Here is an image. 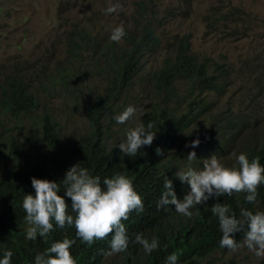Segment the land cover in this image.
<instances>
[{
  "label": "trees",
  "instance_id": "obj_1",
  "mask_svg": "<svg viewBox=\"0 0 264 264\" xmlns=\"http://www.w3.org/2000/svg\"><path fill=\"white\" fill-rule=\"evenodd\" d=\"M150 1H136L137 18L144 23L134 30L124 28L122 44L114 41L100 42L95 38L90 39V34L85 30H73V36L69 35L66 39L63 65L57 64L56 72L48 85L42 86L43 89H49L60 84L75 65L81 62L82 56L89 59L93 71L103 78L101 92L92 93L86 99L84 113L88 125L82 135L71 144L69 156L74 165L86 167L91 175L100 177L101 183L105 177L111 178L117 173L132 180L136 192L143 200L144 210L139 213L131 212L129 218L123 221L130 240L127 251L107 255L111 236L89 245L75 237L74 227L66 226L61 229L55 224L54 231L46 239L39 236L35 240L26 239L29 225L24 219L26 213L22 202L28 193L35 194L31 179L36 177L59 183L65 173L62 169L58 173L50 172L37 159L33 148L26 147V143L20 150H14L13 155L9 151L5 152V145L0 143V259L5 251L10 250L13 253L11 264H34L37 253L44 252L55 241L69 238L76 241L70 249L76 264H166V257L172 253L179 257L177 264H205L204 261L215 252L228 250L219 245L222 233L218 219L210 210L214 203L227 204L237 217L241 207L253 212L264 211V184L259 186L254 204L244 200L245 193H234L232 196L212 197L206 201V205L195 206L190 209L191 217L177 213L174 206L157 207L167 179L173 181L178 199H183L190 191L187 182L180 181L175 175L179 169L171 163L174 145L179 151L178 155L183 157L181 162L188 161V166L195 170L202 169L204 160L211 158L214 153H217L227 167H238L236 157L240 153H245L249 160L258 159L264 165V126H251V114L248 110L249 107L263 108L257 97L264 96V55L257 65L249 68L256 86L246 89L245 108L236 110L229 106L218 114H209V120L194 132L199 136V131H202L201 137L204 140L197 149L204 154L189 161L187 155L190 150H187V146L193 133L188 130L202 112L207 113L209 110L203 94L221 96L228 85L223 81L228 77L229 69L224 62H216L210 56L194 52L190 34L173 36L170 52L160 64L146 72V79L155 95L163 96L162 100L150 105L138 124H143L146 129L148 124L152 125L150 131L156 132L152 145L143 146L137 156L128 157L118 147L121 142L111 139L110 129L115 121L114 115L123 107L119 104L128 99L144 58L148 59L149 54L155 55L154 52L166 37L162 28L155 24L157 18L146 15L150 9ZM181 1L194 4L192 0ZM236 14L237 11L228 10L216 17L214 22L208 20V26L223 33V28L235 19L232 17ZM144 17L146 18L143 19ZM229 33L234 34L235 30ZM254 60L257 61L255 57L249 61ZM247 67L248 63L246 69ZM42 76L46 78V75ZM179 89H183L181 96L188 99L183 105V111L170 108L164 100L165 97L178 96ZM39 105V94L24 76L13 74L0 80V111L17 118H29L38 128L46 147L54 151L61 142L60 130L49 110L43 107L37 113ZM215 134L218 135L217 140L205 152L206 142ZM238 138L242 139L241 148L234 159L232 157L226 162L225 153H230ZM9 145H13L12 141ZM157 148L162 155H157ZM59 194L64 196V190L61 189ZM64 198L70 207L71 199L67 196ZM138 234L149 240L158 238V248L145 253L141 245L133 242ZM235 235L238 243L243 240V232Z\"/></svg>",
  "mask_w": 264,
  "mask_h": 264
},
{
  "label": "rangeland",
  "instance_id": "obj_2",
  "mask_svg": "<svg viewBox=\"0 0 264 264\" xmlns=\"http://www.w3.org/2000/svg\"><path fill=\"white\" fill-rule=\"evenodd\" d=\"M137 0H0V80L9 75L20 74L25 77L31 87L35 88L40 96V105L37 113L44 107L52 114L60 130L61 142L50 151L39 134L38 128L29 118L14 117L10 113L0 111V143L5 145V152L13 155L14 150L32 147L37 159L50 172L58 173L59 169L66 173L74 163L69 156L71 144L85 131L88 121L85 117L84 106L87 97L92 93L101 92L104 80L93 71L89 59L82 56L81 62L76 64L72 72L64 77L60 84L49 89H43L56 72L58 65H63L66 39L71 32L85 30L90 39L100 42L110 39L113 29L122 26L134 30L144 23L137 18L135 3ZM194 4L181 0H151L146 15L157 18L155 24L163 30L165 40L157 48L153 56L144 58L140 74L135 78L130 89L128 99L119 104L123 107L132 105L136 108L135 115L126 123L118 124L114 121L110 136L114 141L126 140L129 129L135 128L150 105L163 96L155 95L151 84L146 79V72L156 67L171 50L173 36L190 34L192 50L203 56H210L216 62H224L229 69L228 77L224 82L228 85L221 96L203 94L209 104L207 113L202 112L196 123L188 130L193 138L188 142L187 150L195 151L196 157L202 156L197 147H191L193 140L202 142V131H197L201 124L209 120V114L215 115L229 106L234 109L245 108L247 99L246 89L255 87L253 75L249 68L257 65L264 55V0H192ZM180 2V3H179ZM181 4V5H180ZM117 5V10L106 14V9ZM182 7V9H181ZM228 10L237 11L223 28L225 32L215 31L209 27L208 20L215 18ZM144 17L143 19H145ZM138 20V22H137ZM235 30L234 34H230ZM76 36V35H75ZM123 43V38L119 41ZM254 61H249L252 58ZM249 61V62H248ZM248 63L247 69L246 65ZM42 75H46V78ZM183 89L178 90V96L165 97L170 108L183 111L187 98L181 96ZM200 95V96H203ZM257 100L263 108H251V126H264V96L259 95ZM117 113V114H118ZM24 119V120H23ZM23 120L21 123L20 121ZM209 134L206 135L208 138ZM218 135H212L204 146L207 152ZM13 145H9V142ZM43 142V143H42ZM242 139L238 138L224 159L229 162L240 150ZM171 163L176 169H187L188 161L178 155L176 146L173 147ZM199 153V155H198ZM222 163L217 153H214ZM1 156V155H0ZM232 159V160H233ZM200 160V159H197ZM223 164V163H222ZM264 257H257L247 247H240L237 251L230 250L215 252L208 257L205 264H264Z\"/></svg>",
  "mask_w": 264,
  "mask_h": 264
},
{
  "label": "clouds",
  "instance_id": "obj_3",
  "mask_svg": "<svg viewBox=\"0 0 264 264\" xmlns=\"http://www.w3.org/2000/svg\"><path fill=\"white\" fill-rule=\"evenodd\" d=\"M117 5L109 6L105 11L110 14L117 10ZM125 35L124 28L113 29L110 39L119 42ZM136 108L127 106L122 112L114 115L118 124L129 121L136 113ZM143 124L129 129L126 140L118 147L124 156H137L143 146H151L155 133ZM199 139L193 140L191 147L199 145ZM157 155L163 153L156 149ZM145 154V153H144ZM189 161L196 159L195 151L188 153ZM238 167H227L215 155L205 159L203 168L195 170L191 167L178 170L175 175L190 186L183 199H178L171 179L165 180L163 191L157 207L174 206L177 213L191 217L190 209L198 205H206L212 197L232 196L245 193L244 200L254 204L258 196V188L264 184V165L258 159L249 160L245 153L236 157ZM31 184L35 194L24 196L22 207L26 213V239L35 240L37 236L47 238L54 231V224L63 229L66 226L75 228V237L86 244L106 239L111 236L110 251L107 255L126 252L129 247V237L123 221L129 218L133 211L142 212L144 204L136 192L133 182L124 174L117 173L111 178L105 177L101 183L98 176L90 174L86 167L73 165L65 173L62 180L53 181L33 177ZM103 185V186H102ZM61 189L64 196L60 195ZM71 199V206L65 200ZM69 208L71 212H69ZM211 213L218 219L222 233L219 245L235 252L240 247H247L257 257H264V211H251L240 208L239 217L227 204L220 202L211 206ZM243 232V240L237 242V233ZM75 239L64 238L55 241L44 252L37 253L34 264H76L70 249ZM134 243L141 245L145 253H151L159 246L158 238L151 240L142 235H136ZM12 251L4 252L0 264H11ZM178 255L172 253L166 257V264H177Z\"/></svg>",
  "mask_w": 264,
  "mask_h": 264
},
{
  "label": "bare ground",
  "instance_id": "obj_4",
  "mask_svg": "<svg viewBox=\"0 0 264 264\" xmlns=\"http://www.w3.org/2000/svg\"><path fill=\"white\" fill-rule=\"evenodd\" d=\"M224 82V81H223Z\"/></svg>",
  "mask_w": 264,
  "mask_h": 264
}]
</instances>
